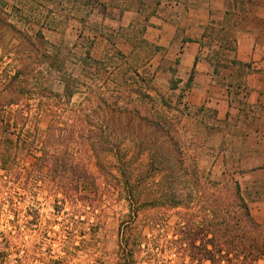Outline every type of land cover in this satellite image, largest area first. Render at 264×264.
<instances>
[{
  "label": "trees",
  "instance_id": "trees-1",
  "mask_svg": "<svg viewBox=\"0 0 264 264\" xmlns=\"http://www.w3.org/2000/svg\"><path fill=\"white\" fill-rule=\"evenodd\" d=\"M256 6H264V0H232L233 11L226 12L216 32L218 51L210 59L215 68L237 66L222 54L235 51V31L249 24L264 30V22L249 18ZM8 8L0 0V64L5 58L9 62L0 72V123L4 130L10 128L0 140V186L10 189L13 180L19 185L23 180L26 188L39 181L54 195L57 211L69 207L59 237L64 254L79 248L78 238L80 246L89 243L86 236L95 240L98 226L88 217L115 195L125 202L127 213L117 229L114 264L264 263V221L253 220L235 179L240 170L229 169L234 163L222 153L224 142L218 152L221 179L213 181L199 170L197 150L209 137L192 130L199 125L208 134L218 126H203L188 117V109L184 117L172 114L170 104L152 93L151 78L118 51L100 61L88 51L84 58L71 60L47 43L40 30L44 24L34 31L25 21L21 29L9 20L14 8ZM213 32L212 26L204 30L208 37ZM8 34L10 49L4 52ZM238 68L244 76L250 67ZM236 90L234 96L247 97L245 87L237 85ZM42 114L50 117L44 131L37 127ZM240 144L248 149L247 140ZM25 156L33 163L24 174ZM107 177L112 184L103 182ZM0 203L2 213L6 203ZM171 213L176 220L172 228ZM11 238L12 232L4 238L7 247L0 250V264L8 259ZM30 259L25 250L15 263L28 264ZM63 260L35 258L39 264Z\"/></svg>",
  "mask_w": 264,
  "mask_h": 264
},
{
  "label": "crops",
  "instance_id": "crops-1",
  "mask_svg": "<svg viewBox=\"0 0 264 264\" xmlns=\"http://www.w3.org/2000/svg\"><path fill=\"white\" fill-rule=\"evenodd\" d=\"M31 1L40 3L42 21L29 26L37 31L44 24V39L62 55L74 53L79 60L88 51L100 61L116 50L139 66L142 76L153 77L158 92L173 99L183 94L191 110L210 108L216 125L240 132L250 145L241 155L240 170L264 182V30L249 24L234 32L236 49L227 59L235 60V67L215 68L212 56L201 58L200 44L209 39L216 45L232 0ZM249 18L264 22V6L254 7ZM207 26L214 28L212 37L204 33ZM244 65L250 68L240 76L238 66ZM171 81L178 82L175 89ZM237 85L247 89L245 99L233 95Z\"/></svg>",
  "mask_w": 264,
  "mask_h": 264
},
{
  "label": "rangeland",
  "instance_id": "rangeland-1",
  "mask_svg": "<svg viewBox=\"0 0 264 264\" xmlns=\"http://www.w3.org/2000/svg\"><path fill=\"white\" fill-rule=\"evenodd\" d=\"M9 5L8 10L14 5V11L10 12L9 20L17 25V27L25 28L26 22H38L40 19L37 12L39 10L38 2L31 0H4ZM35 12V13H34ZM26 21V22H25ZM31 28V26H30ZM11 35L8 34L4 40V52L10 49L8 41ZM201 47V58H209L213 56L214 52H217V48L214 42L209 39L204 40ZM68 55L70 59L77 60V56ZM228 58L230 53H222ZM1 56V50H0ZM8 59L0 64V72L8 64ZM75 75L79 74V70L75 69ZM145 77V76H144ZM150 78V77H147ZM153 81V77H151ZM172 86V81H171ZM1 88V82H0ZM154 92L161 95L173 108L174 115L184 117L186 109H188L189 118L201 122L203 126L210 128L211 126H218V130L205 132L201 126L196 125L192 131H198L203 133V139H207L206 144L201 149L197 150L198 167L202 176H207L213 181L220 180L223 173V166L221 164V155L218 152L221 142H224V152L228 160L232 161L234 165L231 167V162L228 161L229 169L240 170L241 155L245 151L240 144L242 141V134L240 132H233L231 128H222L216 125L213 119V111L210 108H206L204 112L197 113L196 110L189 109L183 103V94L178 96V99H173L169 94H162L158 92L152 85ZM187 89L185 88V91ZM237 90H234L235 93ZM234 95V94H233ZM241 97V95L239 96ZM76 99H74L75 101ZM186 107V108H185ZM50 117L47 114H42L38 120V129L44 131L48 126ZM4 125L0 123V140L4 138L6 132H10V128L4 130ZM247 146V148H249ZM33 159L30 156H25L21 160V167L25 174ZM92 170L95 175L99 176L101 173L94 167L92 162ZM231 171V170H230ZM250 171H241L235 175V179L238 181L241 189V195L246 201L249 211L253 220L260 224L264 221V182L259 183L257 176L253 177V180L249 176ZM0 171V175H1ZM103 182L112 184L113 179L111 177L103 178ZM24 181L21 180L20 185L16 181H12L9 184L10 189L1 188L0 186V202L4 201L6 205L0 213V250H4L7 247V243L4 240L5 236L8 237V233L12 232V238L10 250L8 251L7 261L5 264H16L15 261L23 256L25 250H28L31 254L28 264H39V261H35V258L43 259H57L64 258V264H114L117 229L121 218L127 213L126 204L124 201L117 198L115 195H110L106 201L104 208L101 211L96 212L94 215H89L88 222L93 226H98L95 240L90 236H86L84 240L89 241L86 245H81L76 239L75 246L79 248L73 250L72 255L63 253L62 246L60 244V235L62 225L66 218V213H69V207L65 206L64 209H56L54 202V195L49 193L46 186L41 182L36 184H30L25 188ZM61 195L58 194L57 198L61 199ZM1 206V203H0ZM14 210V212L11 210ZM36 218V219H34ZM24 221L31 222L30 224L24 223ZM37 221V222H36ZM169 226L174 227L176 220L173 217V213L168 217ZM17 226L15 229L13 226ZM170 235V233H169ZM34 258V259H33ZM259 264H264L260 262Z\"/></svg>",
  "mask_w": 264,
  "mask_h": 264
}]
</instances>
